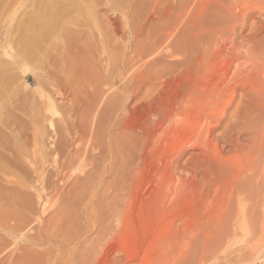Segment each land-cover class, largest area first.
Returning a JSON list of instances; mask_svg holds the SVG:
<instances>
[{
    "label": "rangeland",
    "instance_id": "obj_1",
    "mask_svg": "<svg viewBox=\"0 0 264 264\" xmlns=\"http://www.w3.org/2000/svg\"><path fill=\"white\" fill-rule=\"evenodd\" d=\"M185 1L147 0L138 3L135 0H87L81 1L80 4L75 3L77 6L73 4L69 11L67 8L69 16L64 18L69 20L72 16L70 20L73 22L76 20L74 24L77 25L73 24L72 29V24H68L69 33L72 30L73 34L76 28L81 29L83 22H90L91 41L94 43L93 47L95 46L91 57L79 64V68L82 69L81 73L84 74L86 71L85 74L91 76L93 84L84 88L86 91L83 88L81 90L80 86L77 87L81 92L73 85L75 91L70 92L68 98L69 103H73L76 107L74 127L69 125V103L66 104L67 106H61L58 88L47 79L48 67H45L47 69L38 68L36 60L39 55L36 54L28 61L21 58L16 59V56L15 59L13 58L14 55H17L19 46L17 43H13L12 38L16 35L7 37V33L10 26L15 24V17L17 21H27V18H32L30 0L0 1V12L2 11L5 15L10 11L6 14L7 17L1 15L0 25L2 26L0 27L5 26L6 22L9 25L7 24L8 26L6 25L7 27L5 26L3 29L0 28L3 30H0V44H6V41L10 42V52L12 55L14 54L13 57L10 54L9 58L2 56L4 52L0 45V62L8 61L9 68H12L9 74V84L2 89V94H0V114H8V118L12 119L10 124L13 131L12 138H16L20 134V130L22 132L23 129H26L28 138L30 134H33L35 138L30 136L28 145L17 140L13 145L14 151H21V160L25 166L22 164L24 167H21V164L13 162L14 164H11L12 177L16 181L18 179L17 182L29 183L25 185L30 186L34 183L32 181L36 180L32 166L36 164L37 167L43 164V167L47 169H45L46 173L52 175L56 166L64 160L62 158H64L65 150L62 151V154L59 152L60 150L54 151V147L51 145V151V143H48L50 139H38V132H46L52 142H64L68 149L70 146L71 149L73 145H79L80 149L84 150L91 145L88 138L80 139L79 137L83 133L81 129L79 130V119L84 117L85 105L89 100L88 94L95 85L102 87L100 89H103L101 90L103 95L92 108L91 128H94L95 122L97 125L99 123V126L100 124L101 127L103 126L102 133L98 136H103L101 140H98L99 143L102 142L100 144L102 149L108 146V141H111L112 145L115 144L114 147H118L120 144V150L126 151L123 153L125 156L123 154L116 156L115 161L118 160V163L113 162V164L117 163L114 164V171L117 172H114L111 178H107L103 186L100 185L101 177L99 176H103L104 165H112L111 161L106 163L107 161L104 162L101 156H99V161L97 157L92 160V155L97 154V152H93L91 156L86 153V159L73 162L68 170L69 176L72 178H70L69 188L74 184L73 180L81 176L80 167L93 161L91 166L85 168L91 179L84 182V188H80L74 194L75 199L78 197L77 200L80 201V204L73 210L75 200H69L73 204L66 201L72 205L71 209L74 212V216L73 213H70L71 216L69 213L65 216L69 230L64 227L60 232L54 233L57 237L52 236L51 239L55 240L53 243L57 246L41 243L29 246V237L36 235L35 223L23 224L25 226L22 228V232L19 231L16 234L18 236L0 231V264H264V247H262L263 254H260L257 260L253 261L252 256H246L250 239L243 230L236 228L233 218L238 210L236 192H238L239 186L244 184L242 169L246 168L245 163L251 154V135L255 132L264 134V124L262 125L264 106L259 105L264 102V29L261 30L264 28V0H242L241 3L234 6V10H232V4L235 0H194V5L192 3L193 6H190L192 8H189L190 17L187 23L190 25L193 17L202 9L201 18L193 30L196 31L199 28V33L198 31L196 33L199 37L201 35L203 37H201L202 40L198 39L199 41L195 43L198 45V49L195 45L196 49L193 48V45L191 46L192 57H195L199 53L197 50L200 51L201 47H204L202 45L211 38L215 40L214 49L230 47V41L234 38L236 45L237 43L239 47L243 45L242 49L249 46L254 52L255 61L259 63L251 73L253 88L249 87L232 93L230 102L228 101L231 104H228L222 111L213 113L214 118L209 125L205 124L199 127L200 136L196 142L195 140L189 141L187 134L181 132L186 123L182 120H178V132L174 135L163 136L162 132H158L149 138L142 132L143 123L148 119L152 120L153 114L161 113L162 107H167L170 100L177 99V96L176 99H168V86L163 87L162 84L158 86V83L155 85L153 83L155 69L160 64H163L162 66L169 65L168 62L172 59L164 52L161 63L155 64L153 42L156 40V36L167 29V24L168 27L171 24L172 16L169 21V14L172 12L171 15L174 19L176 11L179 12L181 8L183 11V7L180 6ZM84 3L90 8L89 16L81 6ZM175 3L177 7H173ZM1 5L7 8V11ZM221 5L224 7L221 8ZM11 7H17V10L11 9ZM173 8L176 11H172ZM233 15L236 16V19L228 18ZM3 16L5 17L4 22H2ZM22 17L27 18L23 19ZM116 19L120 24V34L112 26ZM93 21L95 23H92ZM187 24L184 25L185 29L181 27L179 32L181 30L187 32L191 29V25L188 27ZM64 25L62 24V27ZM234 25L235 34L232 29ZM97 26L99 29L104 28L105 30L104 41L107 40L103 49L101 48L102 36L99 34L100 30ZM8 27L9 29L6 31ZM221 28L223 32L217 35L216 32H219ZM210 29H212V36L207 33ZM215 30L216 32H213ZM3 32L6 38L2 37ZM44 44L42 46L47 48V45ZM43 47L39 52L41 56L38 59L42 62L43 57L46 60L50 58L48 60H52L53 65L56 52L51 49L54 52L52 56L49 52L50 48H47L48 54L45 51L46 48ZM193 53L196 55L194 56ZM189 64L188 67L191 68V63ZM24 70L26 73L23 75ZM185 71L184 73H188ZM190 71H192L190 74L193 77V69ZM104 74V79L109 77L112 82L110 79L102 81ZM94 78L100 80L95 83L96 79ZM178 79L180 85L184 84L182 76H179ZM122 84H125L129 91L123 90ZM161 86L163 88L160 94L158 90ZM171 96L173 97V95ZM116 101H118L117 107L112 108V104ZM246 101H250L253 109L250 112L244 110ZM177 107L179 108V105L176 104L174 110L178 109ZM125 111L126 114H124ZM3 118L0 115L1 124L4 123L5 119ZM114 118L117 119L115 124L113 123ZM37 123L38 125H36ZM257 123L260 126L255 128L258 126ZM1 124L0 133L5 128L4 124L2 127ZM252 124L254 125L252 126ZM74 129L76 132H81L80 135L78 133L79 136L74 134ZM194 131L196 132V129ZM1 160L2 168L5 162ZM122 160L123 162L120 163ZM18 165L19 167H17ZM93 165L96 166L95 169H92ZM1 182L2 180L0 181V193H6L3 188L12 186L10 198L16 200L20 197V189L18 190L15 183L8 186ZM32 200L34 212L24 215V217L31 222L44 211L46 212L43 213L44 223L48 224L51 221L48 219L52 216L49 211L54 210L55 203L44 199L40 205L33 196ZM91 204L96 206L93 215H89V218L84 216V219H81L80 215L84 210L90 211ZM8 208L9 206L4 203L0 206L1 221L6 220L8 225H10V221L13 224L11 226L18 227L22 223L19 221V215L26 212L17 208L9 211ZM110 211L111 213H109ZM72 216L77 219H73ZM60 221L62 222V219ZM60 221L53 222L52 231H57L56 228ZM49 228L45 226L43 232ZM100 230L102 232H99ZM121 235L124 237L123 242L119 240ZM241 255H244L243 260L239 258Z\"/></svg>",
    "mask_w": 264,
    "mask_h": 264
},
{
    "label": "bare ground",
    "instance_id": "obj_2",
    "mask_svg": "<svg viewBox=\"0 0 264 264\" xmlns=\"http://www.w3.org/2000/svg\"><path fill=\"white\" fill-rule=\"evenodd\" d=\"M10 1H16V0H10ZM81 1H87V0H30V3L32 5V8L30 7L32 9V16L31 15L30 16L32 18L29 17L30 19H28L27 17H22L23 19L27 18V21L26 20L25 21H22V20L17 21L16 17H15V22H14L15 24H12L10 26V29H9V27L6 28V31H7V29H9V31L7 33V35H8L7 37H9V36L13 37V35H16V37H14L12 39H13V43H17L19 46L17 49L18 50L17 55L13 54L14 55V57H13L12 52H10L11 51V46L9 45L10 42L6 41V44L5 43L0 44L1 47L3 48V52H4V54H2V56L9 58L10 54H11L14 59L16 56V59H19V58H21L23 60L26 59L25 61H28L30 58L32 59V57H34L36 54H38L40 57L41 54H39V52L41 51V48L43 47L42 45L44 43H45L44 45H47V48H50L49 50L52 49L54 52H56L55 59L53 60V62L54 61L55 62L53 65L51 63L52 60L51 61L48 60L50 58H48L46 60V58L43 59L44 58L43 57L42 62H41V60L38 59L39 58L38 57L36 61H38V68L44 69L45 67H48V72L46 71L47 72L46 76H47L48 81L53 83V85L55 84L56 87L58 88V92H59L58 94H60V100H61L60 103L62 104L61 106H63V105L67 106L66 104L70 102L68 98L70 96V92H72L75 87L77 88L80 86L81 90L83 88V90L86 91L85 90L86 87H89L91 84H93V80H92V78H90L91 76L90 77H89V75L87 76L85 74L86 71L84 69H83V71H85L84 74L81 73L82 69L79 68L80 67L79 64L81 63V61L82 62L84 60L86 61V60H88L87 58L91 57L92 50L95 47V46L93 47L94 43H92V41H91L92 40V32H91L92 28H90L91 27L89 25L90 22L89 23L83 22L81 29L75 27L77 30L75 29L73 34L71 33L72 32V30H71V32H70L71 34H70L69 33L70 28H69L68 24L69 25L72 24V29H73V27H74L73 24L76 20L74 22L72 20H70L72 18V16H71V18L69 17L70 21L68 20V18L67 19L64 18L65 16L66 17L69 16V13H67V8L69 11V8H71L73 4H75V3L80 4ZM129 1H133V0H129ZM135 1H137L138 3H141V2H146L147 0H135ZM193 1L194 0H186L185 2H183L182 3L183 5L180 6V7H183V11H181L182 8L180 9L179 12H177L174 8L172 9V11L173 10L176 11V12L174 11L175 12L174 13L175 14L174 19H173V15H171V13H172L171 12L169 14V16H170L169 21H170V18L172 16L171 24H169V27L167 24V29L164 32H162V34H159V35H161L159 38H158L159 35L156 36L158 39L156 38V40L153 42V45H154L153 51H155L154 54L156 57L155 64L161 63V59H163L162 57H163L164 52L166 53V55H169L172 58L170 60V62H168L169 65L162 66L163 64L162 65L160 64L161 66L159 65L155 69V74H154L155 77H154V79H152L153 83H154V85H155V83H158L157 84L158 86H160V84H162L163 87L168 86L167 87L169 89V91H167L168 92L167 93L168 99H171V98L176 99V96H177V99L176 100H170L167 107H165V106L162 107L161 113H158L155 115L153 114L152 120L148 119L145 123L142 124V132H144L143 134H145L146 137L151 138V137H153V135H156L158 132H162L163 136L174 135L176 132H178L177 131L178 120H182L184 122L186 121V123H185V126L182 127L181 132L183 131V133L187 134V136L189 137V141L193 142L195 140V142H196L200 136L199 127H201L205 124L209 125L212 122L211 120L214 118L213 113L218 112V111H222L223 109L226 108V106H228V104L230 102L229 100L231 98L230 95H232V93H235L237 90H245L246 88H249V87H250V89L253 88L252 81H251L252 80L251 73L255 67H258L259 63L257 61H255V58H254L255 55H254L253 50L249 46L242 49V47H241V46H243V45H241L242 43L240 44L241 45L240 47L238 46V43H237V45L235 44L236 43L235 38L231 39L230 47H228V48H220L219 47L217 49L213 48L215 46L214 45L215 40H213V38H211L204 45H202L204 47H201V45H200V47L202 49L200 51L197 50V52H199L197 55H196L197 52L194 51L196 53H193V54H194V56L195 55L196 56L192 57V55H191L192 51L190 49V48H192L191 46L192 45L194 46L196 41H199L201 39V37H203V35H201V34H200L201 37H199V35L196 33L199 30V28L196 31H195V29L193 30V28L196 27V24L198 23L197 21L201 18L202 9H200L198 11V13H196V15L193 17L194 19L191 20V23H192V24L190 23L191 29L188 28V27H190V25L187 24L188 18L190 17L189 8H192L190 6L194 5L195 1H194V3H193ZM241 1L242 0H235V2L232 4V10H234L233 9L234 6L236 4H238L239 2L241 3ZM17 2H18V0H17ZM192 3H193V5H192ZM6 4H10V3H6ZM17 5H18V3H17ZM1 6L4 8L3 5H1ZM7 6H9V5H7ZM81 6L83 7L84 11H86V14L88 15V13L90 12L89 6L86 5V3L82 4ZM175 6L177 7L176 3L173 7H175ZM220 7L223 8L224 6L221 5ZM16 8L11 7V9H16ZM4 9L6 10L7 8H4ZM5 10H4V12H5ZM8 13H10V11ZM8 13H5V15H4L1 11L0 12V20L2 19L1 18L2 14L4 16H6V14H8ZM13 15H15V14L13 13ZM11 17H12V14H11ZM228 18L236 19V16L233 15V16L228 17ZM4 19H5V17L3 18L2 22H4ZM6 21H8V20H6ZM13 21H12V23H13ZM78 21H80V20L78 19ZM108 22H110V21H108ZM230 22H233V20H230ZM92 23H95V22L93 21ZM104 23H105V21H104ZM7 24L8 23L6 22V24H4V25L6 26ZM62 24L63 25L65 24L66 26L64 25V27H62ZM185 24L188 25L187 28L189 30H187V32L182 31V30L179 32V29L181 27H184ZM0 26H2V25H0ZM5 26H3V27H5ZM75 26H77V25H75ZM112 26L114 27L115 31L118 34H120V28H119L120 24H119L117 19L112 23ZM3 27H0V28L3 29ZM197 27H198V25H197ZM234 28H235V25L232 27V29L234 30ZM2 29H0V30H2ZM98 29H99V27H98ZM184 29H185V27H184ZM212 29L214 30V27ZM212 29H210L207 32L211 36H212V34H211ZM263 29L264 28H261V30H263ZM99 30H100L99 34L102 36L101 37L102 38L101 48L102 47L104 48L105 41L107 40V39H105V41H104L105 30H104V28L99 29ZM216 30L213 32H216ZM6 31H4V32H6ZM4 32L2 33L3 34L2 37L6 36V35H4ZM221 32H223L222 28L219 32H216V33H217V35H219ZM0 33H1V31H0ZM198 33H199V31H198ZM200 33H202V32H200ZM233 33L235 34V30L233 31ZM205 34H206V32H205ZM214 36H216V35H214ZM207 38H208V36H207ZM81 40H82V42H81ZM205 40H206V38H205ZM42 42H43V44H42ZM247 43H248V41H247ZM198 44H200V43H198ZM195 46H196V48L198 47V45H195ZM195 46L193 48H195ZM43 48H46V47H43ZM47 48H46V50L45 49H43V50L48 52L49 50H47ZM51 51H49L50 54L54 53L53 51L52 52ZM222 51H224V52H222ZM49 52H48V54H49ZM44 54H45V52H44ZM53 55L54 54H52V56ZM43 56H45V55H43ZM52 56H50V57H52ZM29 63H31V62L29 61ZM189 63H191V66H190L191 68L188 67ZM9 65L10 64L8 61H5L4 63L0 62V94H2L1 93L2 89L9 84V80H10L9 74H10L11 69H12V68L11 69L9 68ZM51 67H52V69H51ZM45 69H47V68H45ZM93 69H94V67H93ZM191 69H193V72H194L193 77L190 74V72H192V71H190ZM184 70H186L185 72L188 71V73H184ZM22 73L24 75V73H26V71L24 70ZM103 76H105V74L102 75V78H103L102 81H108L110 79L109 77H106L104 79ZM179 76L183 77L184 84H181V85L179 84V79H178ZM94 79H96V80H94V82L100 80V79L97 80V78H94ZM113 80H115V79H113ZM110 81H111V79H110ZM99 84H101V83H99ZM97 86L98 85H95L93 87V89L90 91V93L88 94L89 100L87 102V105H85L86 108L84 109V113H83L84 117H81L80 119L78 118L79 122H80L79 123L80 124L79 130L81 129L83 131L82 135H80L81 132L79 133L78 130H77L78 132H76V130L74 129V134L76 136L80 135L79 136L80 139L88 138L91 145H89L87 143V147H88V145H89V147L85 148L84 150L80 149L79 145H76V146L73 145L71 149H70V147H71L70 146L68 149V146L66 147V144H64L63 141H62L63 143H60V142L55 143L56 141L52 142L51 138L48 137L49 135L46 132H43V131L40 133L38 132L37 133V135L39 137L38 139H43V138L50 139L51 142L48 140L49 141L48 143H51L50 144L51 151H52V148H51V145H52L54 147L53 148L54 151L60 150L59 152H62V151L64 152V150H65L66 153L64 152V154H63V152H62V154L64 156V158H62V159H64V160L63 161L61 160L62 162H60L59 165L56 164L58 166H56V170H54L55 172L51 173L52 175H50V174L48 175V173H46L47 169H46V167L45 168L43 167V164H40V166H37V167H36V164H35V166H32V172L35 173L36 180L32 181L34 183L32 185L30 184V186H26L29 183H25L26 184L25 185L24 182H17L19 180L17 179V181H16L12 177L13 171L11 170L12 169L11 164H14V163H17L19 165L23 164V161L21 160V151L20 150L14 151V149H13V145L16 143V140L22 142V144H24V145H28L29 141H30L29 139H31L30 136L32 138H34V135L30 134L32 132L31 131L29 133L30 136L28 138V133H27L26 129L25 130L23 129L22 132L20 130V134H18V136H16V138H12V132L13 131H12V128L10 127L12 119L8 118L9 117L8 114L7 115L6 114L5 115L0 114L1 116L4 117L3 119H5L4 123H2V124H4L3 127H5V128L0 133V159H2L3 162H5V164L2 165V168L0 165V179L2 180V182H4L8 186L10 184L12 185L15 183L16 184L15 186H17L18 190L20 189L19 190L20 197L15 200L13 198H10V190H11L12 186H10V188H3V190H5L6 193H0V198H1L0 199V206L4 203V205L7 204L9 206V208H8L9 211H10V209H16L17 208V209H22V212H26L23 215H19V218H20L19 221L22 223L19 224L18 227L11 226L13 224H11L10 221H9L10 225H8L5 222L6 220L1 221V219H0V222H1L0 223V231L7 233L9 235H12V236H18L16 234H18V232L21 231L22 228L25 226L23 224L35 223L36 235L29 237V243H30L29 246L35 245V244L38 245L39 243L57 246L56 244L53 243V242H55V240L51 239V237L52 236L57 237L54 235V233L60 232V230L64 229V227H65V229L69 230L68 226H67V218L65 219V216H67L68 213L70 216H71L70 213H73L72 215L74 216L73 210L80 204V201L77 200L78 197L75 199L74 194L80 188H82V187L84 188V182H88L91 179V176L85 170V168H87L88 166H91L93 161L92 162L90 161L89 164H86V165L84 164L82 167H80L81 168L80 169L81 170V176L76 177L75 180H73L74 184L71 185V187L69 188V185H70L69 182H70L71 177L69 176L68 170H69L70 165L73 162H75L76 160H84V158L87 156L88 153L91 156L93 152H97L96 155H92V158H93L92 160H95L94 157H97L98 161H99V158H100L99 156H101L102 159H104L103 160L104 162L105 161H107L106 163H109L110 161L112 162L111 163L112 165L107 164L108 166L107 165L103 166V170H102L103 176H99V177H101L100 185L103 186L104 181H106V179L109 177L111 178V176L113 175L114 172L115 173L117 172V171H114V168H115L114 166L118 163L117 162L118 160L115 161L117 159L116 156L121 155L126 151L123 152V150H120L121 149V148H119L120 144H118V147L117 146L114 147L115 144L113 143L114 145H112L111 141H108V144H107L108 146L106 148L103 147V149L105 148V150H103L100 147V144L102 142L99 143V141H98V140H101V138L103 137V136L98 137L102 133L101 128L103 126L101 127V124L99 126V123L97 125V123L95 122L96 125H94L93 129L91 128V122L93 119L91 120L90 114L92 113V108L94 106V103L97 102L103 95V93L101 92V90H103V89H100L101 86H99V87H97ZM126 87L127 86H125V84H122L123 90H128ZM154 87L158 88L157 86H154ZM163 87L161 86V88L158 90V93L161 91V89ZM181 88H183L185 91L182 90ZM160 94H161V92H160ZM89 95H91V97H89ZM171 95H173V97ZM79 97H81V96H79ZM177 100H178V102H177ZM117 104H118V101L113 103L111 107L116 108ZM176 104H177V106L179 105V108L177 107L178 109L174 110V107ZM240 104H242V103H240ZM259 105L264 106V102H261ZM68 106H69V112L68 113L70 115V117L68 116L69 120H70L69 125L74 127L75 123L73 120L76 118V114H75L76 113V107L73 103H69ZM111 107H110V109H112ZM63 108H65V107H63ZM244 108H245L244 110H249V112L251 110H253L251 107L250 101L245 102ZM124 114H126V111ZM108 116H110V115H108ZM248 116H247V118H248ZM38 118H40V117H38ZM241 118H245V117H241ZM256 118L254 119V121L256 120ZM116 120L117 119H115V118L113 119L114 124L116 123ZM42 121H44V120H42ZM262 122H263L262 123V125H263L264 121H262ZM0 124H1V121H0ZM2 124H1V127H2ZM258 124L259 123H257V125ZM36 125H38V123ZM253 125L254 124H252V126ZM259 126L260 125L256 126L255 128H258ZM19 127H21V125H19ZM23 127H25V126H23ZM108 127H109V125H108ZM104 129H105V126H104L103 130ZM194 129H196V132L194 131ZM78 133H79V135H78ZM103 135H104V133H103ZM251 136H252V147H250L251 148V154H250V157L248 156L249 154L247 155L248 159L245 163L246 168L242 169V171H243L242 173L244 175L242 177L244 181H242V182H244V184L240 183L242 185L239 186V190H238V192H236V194L238 195L237 196V199H238L237 208H238V210L236 209L237 213L235 214V216L233 218L235 221L234 223H235L236 228L240 229L241 231L243 230L244 233L246 234V236L248 235L247 237H249V239H250V243H249L248 249H247L248 255H246V256H252L253 261H254V260H257L259 258L260 254H263L262 247H264V134L255 132ZM67 140L69 142V139H67ZM115 140L117 141V138H115ZM115 143L117 145V142H115ZM102 146H103V144H102ZM41 148H42V146H41ZM44 148H46V147H44ZM55 148H58V149H55ZM40 151L42 152V149ZM84 154H86V155H84ZM48 155H49V153H48ZM30 161H32V160H30ZM94 162H96V161H94ZM113 162H117V163L116 164L114 163L115 164L114 165ZM122 162H123V160L120 163H122ZM0 164H2V162H0ZM19 165L17 167H19ZM23 165L21 167L25 166V165L24 166ZM95 167L96 166L93 165L92 169H95ZM29 168L31 169V167H29ZM53 168H55V167H53ZM25 172L26 171L24 170V173ZM21 181H23V180H21ZM32 196L34 197V199L36 198V202L40 205L44 201V199L47 201H53L55 203L54 210L49 211L52 214V216L48 219V221L51 220L49 223L47 221L48 224L44 223L43 213H46L44 211L41 215H38L36 218L33 217L34 219H32L31 222L29 220H27L26 217H24V215H27V214L34 212V203L32 200ZM69 200H71V201L75 200L73 207L71 205L73 203H71ZM66 201L70 202L71 204H69ZM71 207L73 210L71 209ZM95 208H96V206L94 207V205L91 204L90 211L84 210L82 212V214L80 213L81 214L80 218L84 219V216L89 218V215H91V214L93 215ZM69 210H70V212H68ZM112 210H113V208H112ZM109 213H111V211ZM106 214H107V212H106ZM8 219H10V218H8ZM60 219H62V222L60 221ZM73 219H75V217H73ZM15 220H17V219H15ZM58 221H60V224H59L58 228H56L57 231H52L54 228V227H52L53 222H58ZM19 226H21V227H19ZM45 226L48 228L50 227V228H49V230H46V232L45 231L43 232ZM93 229L94 228L92 227V230ZM102 230H100L99 232H102ZM119 240L121 242H123L124 237L121 235L119 237ZM245 243H246V241L244 242V244ZM240 250H242V249H240ZM245 251H246V249H245ZM255 257H256V259H255ZM88 258L90 259L91 257H88ZM88 258H86L87 261H89ZM239 258H240V260H243L244 255H241ZM85 262H86V260H85Z\"/></svg>",
    "mask_w": 264,
    "mask_h": 264
}]
</instances>
